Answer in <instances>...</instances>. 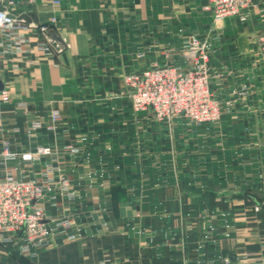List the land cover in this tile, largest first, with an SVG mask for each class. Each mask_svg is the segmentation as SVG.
<instances>
[{"label": "crops", "instance_id": "1", "mask_svg": "<svg viewBox=\"0 0 264 264\" xmlns=\"http://www.w3.org/2000/svg\"><path fill=\"white\" fill-rule=\"evenodd\" d=\"M16 1L13 13L35 23L57 16L66 48L47 55L33 37L29 55L0 65V92L10 93L7 104L0 96V178L65 173L73 197L55 191L48 213L73 217L83 236H55L35 261L0 264H264V0L247 22L218 25L208 0ZM194 31L211 34V91L233 112L218 125L174 119L169 134L133 111L123 78L170 52L184 66ZM247 83L250 98L238 99ZM38 148L52 153L23 160Z\"/></svg>", "mask_w": 264, "mask_h": 264}, {"label": "built area", "instance_id": "2", "mask_svg": "<svg viewBox=\"0 0 264 264\" xmlns=\"http://www.w3.org/2000/svg\"><path fill=\"white\" fill-rule=\"evenodd\" d=\"M30 2L33 3V0ZM252 3L253 0H210L217 21L237 18L244 23L249 19ZM53 4L58 7L61 2L54 0ZM0 5L5 8L0 11V65L7 57L29 55L33 37L40 39L38 48L47 55L58 53L51 46L50 40L57 42L60 52L66 48L65 40L59 41L57 37V16H52L48 22L41 24L26 22L18 20L21 15L13 13L17 5L16 0H0ZM257 42L264 62V33L259 35ZM194 50H191L189 56V62L194 66L192 70L183 72L176 67L166 66L124 78L125 85L131 90L132 104L137 111L153 109L155 112L157 104H160L166 110L165 114L158 113L157 117L162 120L169 121L178 115H183L195 123H208L219 119L221 108L214 101L208 82L211 47L203 45L198 57ZM1 99L4 103L10 101L6 91L1 93ZM53 117L54 121L60 120L58 114ZM51 153L50 148H40L35 154L24 155L23 160L32 162L39 155ZM1 156L3 160L13 159L6 142L2 143ZM40 193L41 189L34 180L21 181L8 176L0 180V243L2 240L10 241L12 233L20 234L25 241L22 247L24 252L32 255L45 249L58 229L64 234L71 231L72 223L68 219L56 221L46 217L44 207L39 202ZM70 239L75 238L70 236Z\"/></svg>", "mask_w": 264, "mask_h": 264}, {"label": "rangeland", "instance_id": "3", "mask_svg": "<svg viewBox=\"0 0 264 264\" xmlns=\"http://www.w3.org/2000/svg\"><path fill=\"white\" fill-rule=\"evenodd\" d=\"M252 6H253V3H252ZM206 10L211 12L212 13V16H213V23L214 25H218L219 23H222L228 19H232V18H228V19H225L223 21H217L216 18L214 17V12L212 11L211 9V5H210V0H208V5L206 7ZM57 32V31H56ZM264 32H262L261 34H263ZM259 34V35H261ZM259 37V36H258ZM59 38V37H58ZM184 38L186 39L185 40V43H184V46L183 48L181 49V55L185 61V64L184 66H180V65H176L174 63V61L172 60V55L173 53H169L167 55V58H163L161 59L160 62H153V63H150L148 65H146V67L140 71V72H143V71H146V70H150V69H153V68H161V67H166V66H173V67H176L178 69H181L183 72H186L188 69H193V65L191 64V62H189V56H190V52L191 50H193V48L195 49L194 50V53L196 54V57H198L200 55V53L202 51L201 48L203 45H207L208 47H211V55L213 57V54L215 53V50H214V46H213V43H212V38H211V34H207L206 36H200L197 32H190L189 34L187 35H184ZM59 41H61V38H59ZM259 48V46H258ZM261 48H259V52H260V62L264 64V62L262 61L261 59V51H260ZM64 51V49L62 50V52ZM62 52L58 53V54H61ZM56 53V52H55ZM140 58H145V54H139L138 55ZM212 59V58H211ZM211 64V63H210ZM210 66V65H209ZM135 73H138V72H129L128 74H126L124 76V78L128 75H134ZM209 78H208V82H209V88L211 90V86H210V79H211V75H210V71H209ZM124 78H123V82H124ZM125 85V83H124ZM125 88L127 89V96H128V100H129V103L131 104V107L133 109L134 112L136 113H147L149 114L150 116H152L155 120L159 121V122H162V123H166L167 124V130L170 133H172V121L174 119H177V118H181V119H185V120H188L190 123H192L193 125H197V126H201V125H208V124H216L218 125L225 113H232L233 111L228 108L226 110L223 109V106H222V103L217 100L215 98V95L213 94V92L211 91V94L213 96V99L215 102H217L221 108V114H220V117L218 120L214 121V122H208V123H195V122H192L190 121L189 119H187L185 116L183 115H178V116H174V118L172 117L169 121L168 120H162L161 118L157 117L158 116V113H166V110L165 108L162 106H160V104H157V110H154L153 109H148V110H139L137 111L134 106H133V102H132V97H131V90H128L127 86L125 85ZM237 90V91H236ZM3 91H6L9 95V98H10V93L7 89H3L1 90L0 92V96H1V93ZM251 86L249 85V83H247L246 85H242L239 89H235V93L236 95L238 96V99H249L250 96H251ZM236 96V97H237ZM3 102V101H2ZM10 102V101H9ZM8 102V103H9ZM233 102V99L232 100H229L227 101V104ZM4 103V102H3ZM4 104H7V103H4ZM198 109L200 111V113L202 112V109H201V106L199 105L198 106ZM252 110L250 109H246L244 112L245 113H251ZM57 113H54L53 115H55ZM59 115V114H58ZM54 117H52L53 119ZM54 121V120H53ZM56 122V121H54ZM40 124H36L35 128H39V126H37ZM7 143V142H6ZM237 143V142H236ZM216 144V143H215ZM220 144V143H219ZM239 145L235 144L232 148H236L238 147ZM217 147H219V149L222 148V146H219L217 144ZM241 147V146H240ZM40 149V148H38ZM38 149L35 151V153H37ZM12 154V153H11ZM13 155V154H12ZM14 156V155H13ZM40 156L39 155L37 157V160H40ZM5 162H8L10 160H4ZM27 162V161H25ZM8 176V178H13V179H16V180H21V181H25V180H30V179H24V178H21V179H18V178H15L14 175L12 174L11 170L8 171L5 175L1 176L0 180L3 179V178H6ZM44 177L42 179H33L34 182H36L37 186L41 189V193H40V198H39V202L41 203V206H43L44 208V213H46V217H49V219H55L56 221H63L65 219H68L71 223H72V229L71 231L67 234H64V233H60L58 229L56 231V233H54V235L51 236L50 238V241L51 239H53L55 236H63L65 237L69 242H73V241H77L78 239L80 240L81 237L83 236L82 232L80 229H78L76 227V222L74 220L73 217H65V216H61V215H51L48 213V208H47V205H46V199L47 197H49L51 194L55 193V191H59L58 192V195L59 196H67V197H73L72 196V193H71V184H70V180L69 178L67 177V175L65 173H62L61 175H58V178H54L55 175H43ZM51 176V177H50ZM140 177L142 179H148L147 177H145V175H141L140 174ZM50 188V189H49ZM179 192V191H178ZM55 199V198H53ZM52 201H55V200H52ZM52 206H55L53 205V202L51 203ZM257 212L259 211V208L257 207L255 209ZM163 213H166L165 211H162ZM11 236V240L10 241H6V240H2L1 243H0V260L2 261V258L3 259H6L7 261H18L19 260H25L23 258H28L32 261H35L38 257H39V254H41L43 251L47 250L49 247H50V243L49 245L43 249L41 252H36L32 255L30 254H26L23 250V246L25 244V241L23 239V237L20 235V234H16V233H12L10 234ZM70 236H73L75 239H70ZM8 258V259H7ZM10 258V259H9ZM4 261V260H3ZM5 261V263L7 262ZM228 262V260L226 261V263ZM3 263V262H2Z\"/></svg>", "mask_w": 264, "mask_h": 264}, {"label": "water", "instance_id": "4", "mask_svg": "<svg viewBox=\"0 0 264 264\" xmlns=\"http://www.w3.org/2000/svg\"><path fill=\"white\" fill-rule=\"evenodd\" d=\"M5 8L3 6H0V11H4ZM18 20H23L26 22H30L31 19L27 16V15H21ZM50 44L51 46L59 53L61 51V49L59 47H57V42L55 40H50ZM2 89V86L0 87Z\"/></svg>", "mask_w": 264, "mask_h": 264}]
</instances>
